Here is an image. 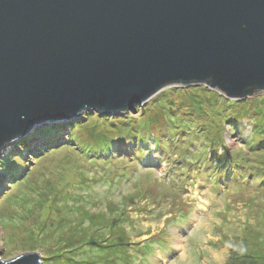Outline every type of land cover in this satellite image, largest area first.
<instances>
[{
  "label": "rangeland",
  "instance_id": "obj_1",
  "mask_svg": "<svg viewBox=\"0 0 264 264\" xmlns=\"http://www.w3.org/2000/svg\"><path fill=\"white\" fill-rule=\"evenodd\" d=\"M225 99L234 119L223 143L195 132H215L212 120L168 131L178 122L171 112L196 124L204 110L226 109ZM186 150L201 161L183 158ZM262 160L263 91L232 100L203 84L168 86L129 111L43 124L0 157L1 257L35 249L47 264H110L100 246L120 225L134 264L149 239L148 264H264Z\"/></svg>",
  "mask_w": 264,
  "mask_h": 264
},
{
  "label": "water",
  "instance_id": "obj_2",
  "mask_svg": "<svg viewBox=\"0 0 264 264\" xmlns=\"http://www.w3.org/2000/svg\"><path fill=\"white\" fill-rule=\"evenodd\" d=\"M196 84L264 92V0H0V157L43 124Z\"/></svg>",
  "mask_w": 264,
  "mask_h": 264
},
{
  "label": "trees",
  "instance_id": "obj_3",
  "mask_svg": "<svg viewBox=\"0 0 264 264\" xmlns=\"http://www.w3.org/2000/svg\"><path fill=\"white\" fill-rule=\"evenodd\" d=\"M166 103H167V101H166ZM166 103H164V104H166ZM225 103H226V99H225ZM226 105H227L226 109L221 110V111H216V110L215 111H209V110L205 111L204 110L202 119H200V121H197L196 124L194 123L193 120L184 119L182 115H180V114L174 115L171 112V115H173V117L170 118V120L176 119V120H178V122H175L173 125L170 124L168 127V131L174 132V129H176L178 126L180 127L182 132H184L185 130L190 131L191 129H189V128H191V125L196 127L200 123L206 124V123H209L208 121L212 120V123H209V124H212L214 126L215 132H212L208 128L203 129L199 126H198V130H196L195 132L202 131V133L204 134L206 139H209L210 137H212L217 142L223 143L225 140V136L223 137V132H225L227 130V128H230V125H232V120L234 119L233 113L231 112V109H230L232 107L229 105V103L228 104L226 103ZM171 110H173V108ZM165 112H166V114L169 113L166 110H165ZM192 116H193V114H192ZM138 133H139L138 131L133 133L137 137H135V136L131 137L134 140V141H132L134 144L138 143V141H140V139L142 137V135H139ZM180 134H182V133H179V135ZM152 137H154L156 144L163 146V141L165 140V138H163V137L160 138L159 136H156V135H152ZM177 138H179V137H177ZM183 140H185V138H183ZM166 143H168V142H166ZM224 149H225V146H224L223 150ZM226 151H228V149H226ZM140 152L141 153L144 152L143 147H142V149L140 148ZM188 152L189 151L186 150V155H184L183 158H185L189 161H193V162H195V164L198 161H201L200 156H202V153L200 151H195L194 153H192L195 156L194 159L193 158L189 159L187 157ZM243 158L244 157L241 156L240 159L236 160V162H241V160ZM202 160L204 161L206 159L203 158ZM257 164L264 166V160L257 162ZM245 166L247 167V165H245ZM215 172H216V176L218 178H220V177L223 178V177L227 176V170L226 169L217 170ZM123 219H124V216H123ZM125 221L128 223L130 222L129 219H127ZM129 236H130V234L127 233V231L124 227L122 228L120 225H117V229H116V231H114V237H112V239H110L105 246H100L101 249H106L104 252V256L108 255V256L114 257L113 262H111L110 264H134L133 262H134V260H136V258L134 256V254H130V248H134V247H132V246L130 247V245L132 244V241L129 239ZM107 239H105V240H107ZM147 241H148L147 244L143 247L146 252L143 249H141V247H139V249H138V252L141 253V258L144 259L143 255L145 254L146 260H148L147 256H146L147 253L150 250H152V247L149 249V246H151V244H148V243H151L153 240L151 241V239H149ZM158 242L162 246L165 244L164 240H159ZM134 246H137V245H134ZM145 259L141 262V264H148V262L147 263L144 262ZM47 261H48L47 259H45V260L43 259L42 263L47 264ZM261 261H264V258Z\"/></svg>",
  "mask_w": 264,
  "mask_h": 264
}]
</instances>
